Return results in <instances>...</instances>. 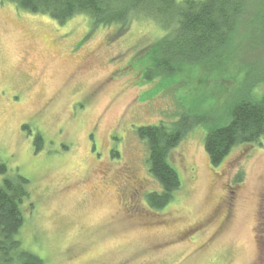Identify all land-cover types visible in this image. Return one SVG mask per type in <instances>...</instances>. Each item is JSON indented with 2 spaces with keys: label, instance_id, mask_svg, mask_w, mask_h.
I'll return each mask as SVG.
<instances>
[{
  "label": "rangeland",
  "instance_id": "1",
  "mask_svg": "<svg viewBox=\"0 0 264 264\" xmlns=\"http://www.w3.org/2000/svg\"><path fill=\"white\" fill-rule=\"evenodd\" d=\"M250 16L221 63L150 81L148 52L167 35L156 21L104 27L78 15L60 24L0 0V164L8 170L0 184L30 181L23 249L45 264H264V138L235 147L218 167L205 150L212 124L229 121L247 68L264 67ZM184 113L214 122L192 127L171 152L181 188L152 210L147 194L161 186L137 130Z\"/></svg>",
  "mask_w": 264,
  "mask_h": 264
},
{
  "label": "trees",
  "instance_id": "2",
  "mask_svg": "<svg viewBox=\"0 0 264 264\" xmlns=\"http://www.w3.org/2000/svg\"><path fill=\"white\" fill-rule=\"evenodd\" d=\"M32 14L51 17L65 24L78 15L88 16L94 26H129L132 19L145 17L156 21L167 35L149 50L151 66L147 80L173 77L183 67L221 63L235 42L242 20L251 15L257 34L252 42L264 46V0L251 12L256 0H9ZM259 5V4H258ZM257 6V5H256ZM264 67L250 66L237 91L229 100V121L223 126L212 124L206 115L184 113L169 125L140 127L137 135L149 147V168L161 186L160 192L147 194L152 210L167 208L181 188V179L170 162L171 152L196 125L212 124L205 139L211 164L218 167L232 150L264 138ZM44 139L37 135V151ZM7 166L0 164V175ZM30 181L21 176L7 177L0 184V264H45L38 255L23 249L17 236L25 223L24 203L29 200Z\"/></svg>",
  "mask_w": 264,
  "mask_h": 264
},
{
  "label": "flooded vegetation",
  "instance_id": "3",
  "mask_svg": "<svg viewBox=\"0 0 264 264\" xmlns=\"http://www.w3.org/2000/svg\"><path fill=\"white\" fill-rule=\"evenodd\" d=\"M134 196H136V193H132ZM260 222L259 223V241L261 244V249L264 250V196H263V203L260 206ZM264 252V251H262ZM264 257V255H263Z\"/></svg>",
  "mask_w": 264,
  "mask_h": 264
}]
</instances>
